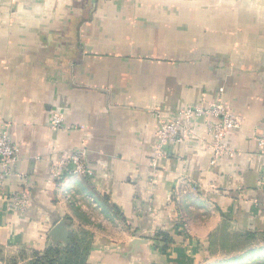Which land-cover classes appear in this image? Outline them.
Instances as JSON below:
<instances>
[{"label": "crops", "instance_id": "crops-1", "mask_svg": "<svg viewBox=\"0 0 264 264\" xmlns=\"http://www.w3.org/2000/svg\"><path fill=\"white\" fill-rule=\"evenodd\" d=\"M216 100L242 120L223 141L233 154L216 156L204 118L154 164V111ZM5 132L19 159L0 189L2 246L67 245L51 234L69 233L86 199L125 219L173 220L199 202L264 232V0H2ZM83 146L92 176L57 185L50 163ZM22 192L26 209L11 210Z\"/></svg>", "mask_w": 264, "mask_h": 264}, {"label": "rangeland", "instance_id": "rangeland-1", "mask_svg": "<svg viewBox=\"0 0 264 264\" xmlns=\"http://www.w3.org/2000/svg\"><path fill=\"white\" fill-rule=\"evenodd\" d=\"M198 203L197 209L188 211L187 216L173 217V220L171 216L164 219L154 214L153 218L125 219L118 212H108V215L106 210L86 199L77 210L80 217H75L69 227V237L74 233V240L70 238L72 246L0 245V264H29L36 252L49 248L63 250L74 247L75 242L88 249L87 264H171L179 260L184 264H264L262 240L241 244L229 251L220 248L226 237L231 239L241 230L255 231L254 226H244L233 216L219 218L210 209H198ZM160 232H170L180 247L161 253L159 249L164 244L157 239ZM212 238L217 246L209 251ZM249 248L261 249L258 254L254 250L244 262L232 260L243 256Z\"/></svg>", "mask_w": 264, "mask_h": 264}, {"label": "built area", "instance_id": "built-area-1", "mask_svg": "<svg viewBox=\"0 0 264 264\" xmlns=\"http://www.w3.org/2000/svg\"><path fill=\"white\" fill-rule=\"evenodd\" d=\"M2 0H0L1 2ZM159 130L156 134L155 161L165 156L168 146L185 143L195 134V121L210 119L208 130L212 137L211 148L220 155H232L233 151L223 146L227 134L238 129L241 117L230 111L229 106L223 100L202 101L197 106H189L181 109L174 119L166 118L161 110H155ZM63 118L55 113L52 115L50 127L58 130L63 127ZM258 146L264 151V136L256 138ZM19 159V147L12 141L7 132L0 136V189L3 188L6 179L15 175L12 167ZM50 174L54 182L61 184L68 177H91L92 171L88 166L85 147H79L60 156L57 161L50 163ZM28 205L27 192L16 193L11 198L10 209L24 211Z\"/></svg>", "mask_w": 264, "mask_h": 264}, {"label": "trees", "instance_id": "trees-1", "mask_svg": "<svg viewBox=\"0 0 264 264\" xmlns=\"http://www.w3.org/2000/svg\"><path fill=\"white\" fill-rule=\"evenodd\" d=\"M70 238L71 240H74V233L71 234ZM157 239L164 244V246L159 249L163 254H167L168 249H178L177 247H180V245L177 244V241L170 234V232H160L159 234H157ZM255 240H262V242L264 243V232L243 230V232L235 234V237L231 239H228V237H226L223 240L224 242L221 241L220 248L229 251L237 248L241 244H248ZM216 246L217 241L212 238L208 250L210 251L211 249H215ZM261 248H249L246 250L243 256L240 255L232 260L237 263L244 262L248 256L254 253V250L255 254H258ZM87 252V248H83L75 242L74 247L68 246L63 250L49 248L41 253L36 252L34 260L29 262V264H87ZM171 264L184 263L183 261L179 260L177 262L173 261Z\"/></svg>", "mask_w": 264, "mask_h": 264}, {"label": "water", "instance_id": "water-1", "mask_svg": "<svg viewBox=\"0 0 264 264\" xmlns=\"http://www.w3.org/2000/svg\"><path fill=\"white\" fill-rule=\"evenodd\" d=\"M63 227V223H60L53 231V233L51 234V239L53 242H58V241H64L65 243L69 244L70 246H72V242L70 240L69 237V233L67 228L65 227L64 230L66 232H64L65 234H61L59 233V230L62 229Z\"/></svg>", "mask_w": 264, "mask_h": 264}]
</instances>
